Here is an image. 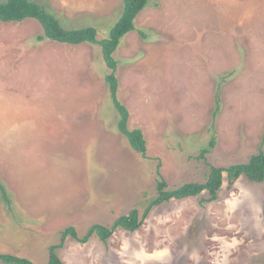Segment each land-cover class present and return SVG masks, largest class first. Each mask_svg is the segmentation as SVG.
Returning a JSON list of instances; mask_svg holds the SVG:
<instances>
[{
	"label": "rangeland",
	"instance_id": "374dc122",
	"mask_svg": "<svg viewBox=\"0 0 264 264\" xmlns=\"http://www.w3.org/2000/svg\"><path fill=\"white\" fill-rule=\"evenodd\" d=\"M7 0H0L1 3ZM66 29L107 39L123 0H31ZM35 20L0 22V254L48 264L74 227H111L169 189L205 183L210 167L246 164L264 151V0H150L114 54L118 99L141 156L119 132L102 48L38 37ZM221 112L211 138L217 89ZM210 196L154 207L135 233L107 242L71 237L63 264H264V182L227 180Z\"/></svg>",
	"mask_w": 264,
	"mask_h": 264
},
{
	"label": "trees",
	"instance_id": "16d2710c",
	"mask_svg": "<svg viewBox=\"0 0 264 264\" xmlns=\"http://www.w3.org/2000/svg\"><path fill=\"white\" fill-rule=\"evenodd\" d=\"M150 0H123L124 11L120 20L116 23L107 39L98 40V32L94 27L66 29L62 26L57 17L51 14L44 6L31 0H7L0 2V22L21 23L25 20H35L44 29V35L39 36V41L45 39L64 45L78 46L82 44H95L102 48V55L110 73L106 76L109 86L112 103L118 113V130L127 139L131 148L143 157L147 155V143L140 129L130 130L128 127L130 115L127 107L118 99L119 80L116 76L117 60L114 58L115 52L121 45L122 40L131 32L136 30L137 17L147 8ZM221 91L218 88L215 97V109L213 112V122L210 128L211 138L207 147L201 149L198 159L205 158L215 148L217 143V133L215 123L221 112ZM241 177L247 178L250 182H264V151L261 149L253 155L246 164H237L228 168L210 167V171L205 183H185L178 188L169 189L166 181L159 176L157 181V198L151 202L148 210L140 217L138 210H133L127 216L119 217L111 227L93 225L88 233L80 237L74 227H69L61 233V242L49 248L48 264H63L57 251L63 248L65 242L71 237L76 242L84 245L92 237H98L102 242H107L112 238L118 229L135 233L143 225L144 220L154 207L161 206L173 200H185L188 198L201 197L208 194L210 198L203 199L202 202H215L218 200V193L224 186L225 180L228 186L232 187ZM0 189L4 199L9 204L5 188L0 184ZM0 264H34L26 258L16 257L10 254H0Z\"/></svg>",
	"mask_w": 264,
	"mask_h": 264
}]
</instances>
